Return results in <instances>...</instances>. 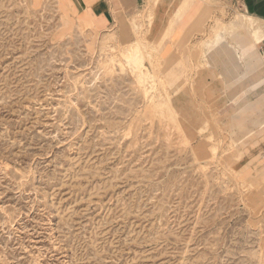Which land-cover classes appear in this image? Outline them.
Wrapping results in <instances>:
<instances>
[{"label":"rangeland","instance_id":"1","mask_svg":"<svg viewBox=\"0 0 264 264\" xmlns=\"http://www.w3.org/2000/svg\"><path fill=\"white\" fill-rule=\"evenodd\" d=\"M199 3L165 52L151 12L99 32L0 0V264H264V96H232L264 88V41L246 58L244 0Z\"/></svg>","mask_w":264,"mask_h":264},{"label":"crops","instance_id":"2","mask_svg":"<svg viewBox=\"0 0 264 264\" xmlns=\"http://www.w3.org/2000/svg\"><path fill=\"white\" fill-rule=\"evenodd\" d=\"M69 15L74 17V23L85 29L105 32L118 25L121 21H130L140 15L148 16L151 12L152 21L148 23L151 40L157 41L165 52L173 47L174 41H179L190 31L192 22L200 15L202 8L199 0H70ZM191 1V2H190ZM246 11L264 20V0H244ZM187 5V6H186ZM264 41V40H263ZM262 41V42H263ZM251 44V45H249ZM257 43L250 41L244 47L246 58H253ZM261 46H264L262 44ZM260 46V48H261ZM252 60V59H251ZM221 67L228 81H242L244 65L241 58L233 54L226 57ZM225 69V70H224ZM258 71V70H256ZM253 72L256 77L259 73ZM252 76V75H250ZM248 78V77H247ZM263 79V78H262ZM242 84L236 86L232 96L235 97L234 110L239 112L246 104H253L264 96V88L252 83L250 91Z\"/></svg>","mask_w":264,"mask_h":264},{"label":"bare ground","instance_id":"3","mask_svg":"<svg viewBox=\"0 0 264 264\" xmlns=\"http://www.w3.org/2000/svg\"><path fill=\"white\" fill-rule=\"evenodd\" d=\"M140 25V24H139ZM234 25L244 28L248 31L255 43H260L264 39V20L253 16L249 13H244L242 16L237 17L234 21ZM251 39V38H250ZM127 61L130 62L138 70H143L145 65L143 62L144 55L141 48L133 46L126 54Z\"/></svg>","mask_w":264,"mask_h":264},{"label":"built area","instance_id":"4","mask_svg":"<svg viewBox=\"0 0 264 264\" xmlns=\"http://www.w3.org/2000/svg\"><path fill=\"white\" fill-rule=\"evenodd\" d=\"M261 47H263V46H261Z\"/></svg>","mask_w":264,"mask_h":264}]
</instances>
